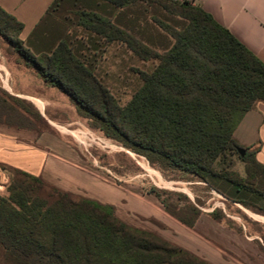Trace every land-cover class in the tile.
Segmentation results:
<instances>
[{
    "label": "trees",
    "instance_id": "16d2710c",
    "mask_svg": "<svg viewBox=\"0 0 264 264\" xmlns=\"http://www.w3.org/2000/svg\"><path fill=\"white\" fill-rule=\"evenodd\" d=\"M144 6L177 18L173 26L154 18L171 39L161 53L142 40ZM22 29L0 8V41L45 86L63 93L92 129L162 172L189 174L227 200L260 210L264 166L256 149L240 147L232 136L264 102V64L202 8L172 0H54L25 41ZM111 44L157 62L140 74L141 85L124 106L94 73L97 55ZM35 119L42 116L31 102L0 87V125L35 130ZM227 153L238 156L244 177L216 168ZM9 169L13 177L0 194V264H210L125 224L110 205L53 187L41 197L40 178ZM161 204L190 229L201 215L195 205L176 212Z\"/></svg>",
    "mask_w": 264,
    "mask_h": 264
},
{
    "label": "crops",
    "instance_id": "0c3cea01",
    "mask_svg": "<svg viewBox=\"0 0 264 264\" xmlns=\"http://www.w3.org/2000/svg\"><path fill=\"white\" fill-rule=\"evenodd\" d=\"M53 1L0 0V8L23 25L19 38L25 41ZM192 5L202 8L264 64V0H193ZM3 77L9 92L2 89L8 94L41 107L50 104L46 98L13 89L12 74L4 63L0 64L1 82ZM38 80L41 88L44 84ZM232 137L240 147L256 149L255 159L264 166V102H257L243 116ZM84 164L67 139L51 129L37 132L0 125V167L23 171L65 193L110 205L125 224L151 232L210 264H264V251L255 239L216 222L209 213L187 228L151 195L133 192L131 186L117 189ZM4 176L0 173V182ZM173 231L187 238H176Z\"/></svg>",
    "mask_w": 264,
    "mask_h": 264
},
{
    "label": "rangeland",
    "instance_id": "374dc122",
    "mask_svg": "<svg viewBox=\"0 0 264 264\" xmlns=\"http://www.w3.org/2000/svg\"><path fill=\"white\" fill-rule=\"evenodd\" d=\"M144 7L146 13L142 15V19H145V22L139 24L142 28V40L148 41L150 49L161 53L166 46L170 45L171 39L159 28L154 18L172 26L177 18L170 17L156 8ZM72 32L77 36L82 34L80 28L74 27ZM0 57V64H6L12 74L13 89L46 98L50 102L49 105L42 107L34 105L40 115L45 116L41 120H33L34 129L37 132L51 129L61 134L67 139L69 146L83 158L85 166H88L91 171L98 172L101 178L116 185L117 189L131 186L133 192L143 196L151 195L162 207L161 202H164L176 212L177 209L185 210L189 205L197 206L201 215L216 212L219 218H223L220 221L222 225L255 239L264 251V201L258 203L260 210L248 209L227 200L189 174L175 171L162 172L156 166H151L144 157L134 154L92 129L86 120L77 115L73 105L63 93L43 84H40L43 85L40 88L37 84L38 78L1 41ZM156 64L155 60H141L123 46L111 44L105 48L104 53L97 55L94 73L116 98L119 105L124 106L139 89L140 74L150 73ZM2 80L4 82L0 79V87L9 92L5 77ZM47 120L51 122V125ZM216 168L235 170L241 177L245 176L243 164L235 154L224 155L216 163ZM0 173L6 178L0 182V194L3 195L13 176L12 171L7 167H0ZM45 185L40 196L48 198L52 186L46 183ZM153 189L160 193L159 199L152 194ZM70 195L83 198L79 193ZM181 216L190 217L191 214L185 212ZM172 223L176 225V222ZM158 227L164 229L163 226L158 225ZM179 234L172 232L176 238H181L182 234L180 236ZM186 238L183 237L184 240Z\"/></svg>",
    "mask_w": 264,
    "mask_h": 264
},
{
    "label": "water",
    "instance_id": "95a60500",
    "mask_svg": "<svg viewBox=\"0 0 264 264\" xmlns=\"http://www.w3.org/2000/svg\"><path fill=\"white\" fill-rule=\"evenodd\" d=\"M237 152L240 155V157H243L244 154H245V150L244 149H238Z\"/></svg>",
    "mask_w": 264,
    "mask_h": 264
},
{
    "label": "built area",
    "instance_id": "2783aa9c",
    "mask_svg": "<svg viewBox=\"0 0 264 264\" xmlns=\"http://www.w3.org/2000/svg\"><path fill=\"white\" fill-rule=\"evenodd\" d=\"M178 1H180V2H188V3H191L192 4V1L193 0H178Z\"/></svg>",
    "mask_w": 264,
    "mask_h": 264
}]
</instances>
